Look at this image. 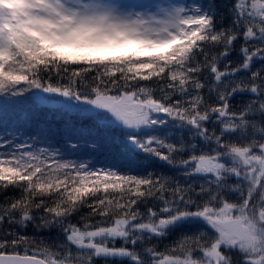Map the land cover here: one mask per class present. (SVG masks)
Wrapping results in <instances>:
<instances>
[{"label":"snow or ice","instance_id":"snow-or-ice-1","mask_svg":"<svg viewBox=\"0 0 264 264\" xmlns=\"http://www.w3.org/2000/svg\"><path fill=\"white\" fill-rule=\"evenodd\" d=\"M0 264H264V0H0Z\"/></svg>","mask_w":264,"mask_h":264}]
</instances>
